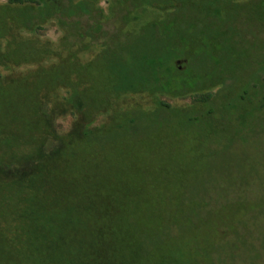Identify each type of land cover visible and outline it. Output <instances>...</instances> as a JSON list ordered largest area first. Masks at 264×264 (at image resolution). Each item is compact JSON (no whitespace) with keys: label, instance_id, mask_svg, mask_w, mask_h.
Segmentation results:
<instances>
[{"label":"trees","instance_id":"trees-1","mask_svg":"<svg viewBox=\"0 0 264 264\" xmlns=\"http://www.w3.org/2000/svg\"><path fill=\"white\" fill-rule=\"evenodd\" d=\"M126 1L117 0L126 12L122 27L108 37L88 2L85 14L91 17L86 21L71 0H7L0 5V64L32 65L17 73L0 68V264H37L29 262L35 256L48 264H95L89 247L103 240V226L94 235L91 223L101 218L84 215L91 205L72 199L91 188L74 157L109 132H130L139 116H166L169 105L159 96L196 95L229 72L218 66L215 41L231 38L220 23L229 22L228 12L236 13L238 0L202 5L133 0V10ZM140 7L156 8V15L137 23L134 14ZM53 21L60 31L55 42L29 37ZM89 51H95L90 58ZM185 55L188 64L178 66ZM129 93L151 96L157 111H118L116 99ZM210 97L205 92L194 98L207 102ZM110 110L115 112L111 125L90 128ZM55 114L72 117L68 131L53 128ZM72 168L79 169L78 181L67 177ZM114 242L109 244L114 247Z\"/></svg>","mask_w":264,"mask_h":264},{"label":"rangeland","instance_id":"rangeland-1","mask_svg":"<svg viewBox=\"0 0 264 264\" xmlns=\"http://www.w3.org/2000/svg\"><path fill=\"white\" fill-rule=\"evenodd\" d=\"M6 1L0 0V5ZM132 1L125 3L131 10ZM86 2L102 18L106 37L122 27L126 7L117 0H71L72 9L83 12L85 21L91 17L86 16ZM237 2L236 13L228 12L229 22L220 23L231 38L215 41L218 66L229 72L218 85L196 93L210 92L207 102L196 100V95H161L170 107L166 116H139L130 132H109L74 157L91 188L72 199L91 205L84 215L101 218L100 223H91L94 235L97 226H103V240L96 239L89 247L95 256L92 263L264 264V0L255 6L246 5L249 0ZM155 9L138 8L136 22L154 18ZM251 17L256 21L248 20ZM59 35L53 21L29 37L55 42ZM187 59L182 56L176 63L188 64ZM3 64L1 69L14 73L32 67ZM114 106L139 113L158 108L151 96L130 93L120 95ZM114 114L110 110L99 115L90 128L111 125ZM51 118L59 132L68 131L73 123L69 115ZM78 172L72 168L67 177L78 181ZM48 252L55 255L54 250ZM36 258L29 262H49Z\"/></svg>","mask_w":264,"mask_h":264}]
</instances>
